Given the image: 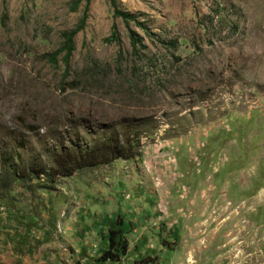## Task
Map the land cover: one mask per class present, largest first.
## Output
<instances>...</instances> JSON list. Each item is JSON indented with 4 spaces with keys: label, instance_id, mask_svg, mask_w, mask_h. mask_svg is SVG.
Segmentation results:
<instances>
[{
    "label": "rangeland",
    "instance_id": "374dc122",
    "mask_svg": "<svg viewBox=\"0 0 264 264\" xmlns=\"http://www.w3.org/2000/svg\"><path fill=\"white\" fill-rule=\"evenodd\" d=\"M76 1L0 0V264H93L112 227L124 264H264V0ZM102 131L134 155L48 172Z\"/></svg>",
    "mask_w": 264,
    "mask_h": 264
},
{
    "label": "trees",
    "instance_id": "16d2710c",
    "mask_svg": "<svg viewBox=\"0 0 264 264\" xmlns=\"http://www.w3.org/2000/svg\"><path fill=\"white\" fill-rule=\"evenodd\" d=\"M78 0L76 1V3ZM110 5L113 7L114 16H119L128 25L129 21H133V24L139 25L144 28L143 25L136 21L134 16L128 12L121 11L117 8L115 0H109ZM83 16L78 21V24L71 30L62 33L63 41L61 46L49 54V60L52 63H56V57L59 53L63 52V61L65 63V68L62 73V82H65L66 77L69 75V59L72 52L75 49L74 36L81 30L85 25V18ZM129 39L133 48L136 45L141 46V37L137 35L132 30H129ZM105 41L112 43H120L119 34L112 25L110 34L105 37ZM102 139L96 140L93 144H83V146L76 145L70 142L69 145L64 146L63 150L55 152L54 156V169L48 170L51 174H59L61 176L71 175L76 169L83 166L96 165L97 163H108L115 159L131 158L135 152L131 149L132 146L128 143V139L124 138L120 141L117 134L105 133L102 131ZM28 167V168H27ZM26 165L18 171V176L16 179L26 178L27 176L39 177L45 169L34 167L32 165ZM27 168V169H26ZM123 222L121 218H118L117 222ZM107 245L100 250V252L91 259L93 264H122V257L126 254L128 249L127 238L124 232L119 227H112L108 230L107 234L103 237ZM147 259L134 260L135 264H148Z\"/></svg>",
    "mask_w": 264,
    "mask_h": 264
},
{
    "label": "built area",
    "instance_id": "2783aa9c",
    "mask_svg": "<svg viewBox=\"0 0 264 264\" xmlns=\"http://www.w3.org/2000/svg\"><path fill=\"white\" fill-rule=\"evenodd\" d=\"M108 263V262H107ZM106 262L105 263H102V264H107ZM122 264H124L123 262H122Z\"/></svg>",
    "mask_w": 264,
    "mask_h": 264
}]
</instances>
